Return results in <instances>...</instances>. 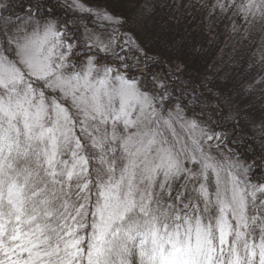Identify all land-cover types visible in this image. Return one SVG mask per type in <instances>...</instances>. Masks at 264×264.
Listing matches in <instances>:
<instances>
[{
  "label": "snow or ice",
  "instance_id": "6c2138e0",
  "mask_svg": "<svg viewBox=\"0 0 264 264\" xmlns=\"http://www.w3.org/2000/svg\"><path fill=\"white\" fill-rule=\"evenodd\" d=\"M61 27L29 10L0 31V264H264V183L204 151L213 136L136 78L146 62L121 74L86 33L106 55L71 63Z\"/></svg>",
  "mask_w": 264,
  "mask_h": 264
},
{
  "label": "trees",
  "instance_id": "16d2710c",
  "mask_svg": "<svg viewBox=\"0 0 264 264\" xmlns=\"http://www.w3.org/2000/svg\"><path fill=\"white\" fill-rule=\"evenodd\" d=\"M80 1L100 4L123 21L116 23L110 32L112 47L119 58L89 49L80 42L81 46L70 55L71 63H80L94 53L106 55L107 66L132 76L144 69L146 62L150 73L136 78L144 85L154 78L167 95L168 104L179 105L187 117L211 122V134L223 137L221 145L216 141V148L247 163L252 183H264V133L254 132L256 123L264 118V65L245 50L246 26L234 3L226 0L225 8L221 9L213 0ZM6 3L17 18L27 16L31 10L37 17L57 19L59 25L66 22L67 27L61 28L70 29L80 40L82 16L67 1L39 0V9L37 0H6ZM236 44L244 49L234 58ZM176 65L181 66L182 74L174 72ZM246 84L254 94L248 92L230 105L229 100ZM222 90L227 93L224 97Z\"/></svg>",
  "mask_w": 264,
  "mask_h": 264
},
{
  "label": "rangeland",
  "instance_id": "374dc122",
  "mask_svg": "<svg viewBox=\"0 0 264 264\" xmlns=\"http://www.w3.org/2000/svg\"><path fill=\"white\" fill-rule=\"evenodd\" d=\"M63 1H67L68 3H70L73 11L82 16V22L80 24V34H79L80 35L79 41L82 43V45H84V37H85L86 33L92 34L95 37H100L101 39H103L106 42L111 40L110 32L116 28L117 24L114 22H110L107 19H105V16H112V15H110L109 12L106 9H104L102 5L93 4V3L87 4V3H84L80 0H78V2L80 4H82L84 6V9H85L84 11H81L80 9L75 7L76 0H63ZM213 1L217 5H219L221 3L224 4V2H226V0H213ZM227 1L235 4L237 11L241 13L242 18L245 22L246 28H245L244 32L246 34L245 37L248 39L247 42H244V44L247 45V47H248V49H245V50L249 51L250 55L251 56L253 55V57H255L254 60H256L258 63L264 65V17H262L259 12H256L255 15H252V14L245 15V13L241 11L240 6L243 4H246L248 2V0H227ZM180 2H182V0H180ZM0 3H6V0H0ZM257 3H259V0H257ZM88 9H91V11H88ZM7 11L8 12H6L4 9L0 8V31H3L5 27L12 29L15 24H21L23 22V20L27 19V16H25V17L20 16V19H18L16 14L13 12V10L10 11L9 8ZM4 17H11V19L14 23L12 25L6 26L3 22ZM85 18H86V20H85ZM53 20L57 22V19H53ZM58 26H59V24H58ZM60 30L64 31L62 28ZM241 48L244 49V46H238V44L234 45L232 57L235 58V55H237V53H240ZM92 49H95V48H92ZM95 50H97V49H95ZM217 71H219V69ZM174 72H176V74H178V75L182 74L183 71L181 69V66L176 65L174 67ZM263 73H264V71H263ZM253 75H254L253 73L250 74L248 81L251 80ZM137 79L141 82L140 78H137ZM150 81H152V82H150L149 85H146L148 90H150L157 97L165 95L160 90V87H159L157 81L156 82L154 81V78L151 79ZM249 87L250 86H247V84H246L245 87L239 91L238 95L236 94V96H233L231 98V100H229L230 105H234L235 103L239 102L240 101L239 99H241L244 96V94L249 92ZM153 89H154V91H153ZM249 93L254 94V91L251 90V92H249ZM226 94L227 93L225 92V90H222L221 97H224ZM165 104H168V102L165 101ZM157 105L159 106V100H157ZM171 106H172V110L175 111L177 104H174ZM181 115H183L188 120H196V122L199 124L200 128H203L209 135L213 136L212 140H207V137H204L201 139V144H202L205 152L216 157V159H218L220 162L224 163L225 166H228V165L233 164V163L238 165L239 167L236 169L238 174H242L244 172V169H247L248 182L251 184H256V183H252L249 180V172L250 171H249V166L247 163H245L241 159H235L234 157L232 158V156L228 155L227 152H225L224 150H222V149L220 150V149L216 148L217 144L221 145L220 142H222L223 137H222V134H220V136L215 135V134H211L210 127H209L211 122L204 121V119H200V118L195 119V118L187 117L182 112H181ZM262 128H264V118L261 119V121H258V123H256V128H254V132L257 135L263 134L264 130ZM177 132H179L182 136H185V137L187 136V133L183 132L178 126H177ZM217 136L219 137L218 139L216 138ZM216 141H217V144H216ZM211 144H215V146H213V148H210L209 146ZM219 148H220V146H219ZM188 167H192V165L189 164ZM241 178H243V175H241ZM258 196H259V194H258Z\"/></svg>",
  "mask_w": 264,
  "mask_h": 264
}]
</instances>
